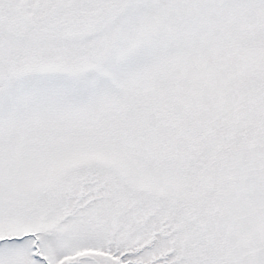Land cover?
Wrapping results in <instances>:
<instances>
[{"label":"snow or ice","instance_id":"snow-or-ice-1","mask_svg":"<svg viewBox=\"0 0 264 264\" xmlns=\"http://www.w3.org/2000/svg\"><path fill=\"white\" fill-rule=\"evenodd\" d=\"M0 264H264V0H0Z\"/></svg>","mask_w":264,"mask_h":264}]
</instances>
